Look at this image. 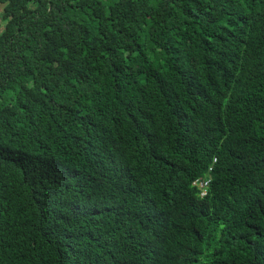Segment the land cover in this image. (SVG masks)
<instances>
[{"label": "trees", "instance_id": "16d2710c", "mask_svg": "<svg viewBox=\"0 0 264 264\" xmlns=\"http://www.w3.org/2000/svg\"><path fill=\"white\" fill-rule=\"evenodd\" d=\"M0 2V264H264V0Z\"/></svg>", "mask_w": 264, "mask_h": 264}, {"label": "clouds", "instance_id": "9594fccd", "mask_svg": "<svg viewBox=\"0 0 264 264\" xmlns=\"http://www.w3.org/2000/svg\"><path fill=\"white\" fill-rule=\"evenodd\" d=\"M210 182H211V180L207 179L204 183H200V184H198V182L194 183V185L200 187V189L202 190L201 191V197L207 196ZM201 184H203V185H201Z\"/></svg>", "mask_w": 264, "mask_h": 264}, {"label": "rangeland", "instance_id": "374dc122", "mask_svg": "<svg viewBox=\"0 0 264 264\" xmlns=\"http://www.w3.org/2000/svg\"><path fill=\"white\" fill-rule=\"evenodd\" d=\"M5 5L0 2V33L4 30L5 21L2 19Z\"/></svg>", "mask_w": 264, "mask_h": 264}, {"label": "built area", "instance_id": "2783aa9c", "mask_svg": "<svg viewBox=\"0 0 264 264\" xmlns=\"http://www.w3.org/2000/svg\"><path fill=\"white\" fill-rule=\"evenodd\" d=\"M201 185H203V184H201Z\"/></svg>", "mask_w": 264, "mask_h": 264}]
</instances>
